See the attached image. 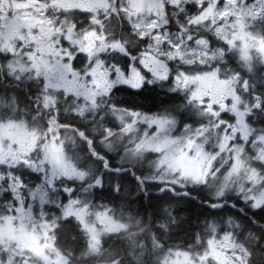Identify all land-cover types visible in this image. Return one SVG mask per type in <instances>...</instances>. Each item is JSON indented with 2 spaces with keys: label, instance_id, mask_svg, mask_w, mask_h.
I'll list each match as a JSON object with an SVG mask.
<instances>
[{
  "label": "snow or ice",
  "instance_id": "1",
  "mask_svg": "<svg viewBox=\"0 0 264 264\" xmlns=\"http://www.w3.org/2000/svg\"><path fill=\"white\" fill-rule=\"evenodd\" d=\"M0 264H264V0H0Z\"/></svg>",
  "mask_w": 264,
  "mask_h": 264
}]
</instances>
